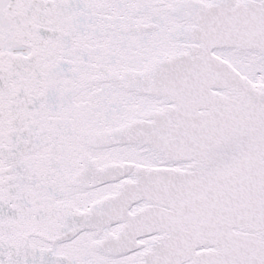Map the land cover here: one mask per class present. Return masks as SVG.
<instances>
[{"label":"snow or ice","instance_id":"1","mask_svg":"<svg viewBox=\"0 0 264 264\" xmlns=\"http://www.w3.org/2000/svg\"><path fill=\"white\" fill-rule=\"evenodd\" d=\"M0 264H264V0H0Z\"/></svg>","mask_w":264,"mask_h":264}]
</instances>
